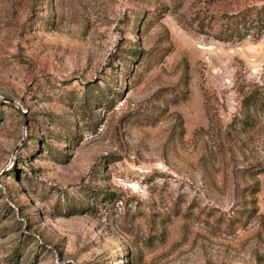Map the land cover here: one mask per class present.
<instances>
[{
    "label": "rangeland",
    "instance_id": "obj_1",
    "mask_svg": "<svg viewBox=\"0 0 264 264\" xmlns=\"http://www.w3.org/2000/svg\"><path fill=\"white\" fill-rule=\"evenodd\" d=\"M172 2L0 0V264H264V0Z\"/></svg>",
    "mask_w": 264,
    "mask_h": 264
},
{
    "label": "trees",
    "instance_id": "obj_2",
    "mask_svg": "<svg viewBox=\"0 0 264 264\" xmlns=\"http://www.w3.org/2000/svg\"><path fill=\"white\" fill-rule=\"evenodd\" d=\"M172 3L179 4V0H173ZM188 23L194 25L197 33L210 35L218 41L227 42L245 37L258 39L264 36V2L219 14L209 11L206 7H194L189 12ZM261 88L264 91L263 85ZM259 93L246 99L244 107L251 105L252 111L257 107L264 108V95Z\"/></svg>",
    "mask_w": 264,
    "mask_h": 264
}]
</instances>
